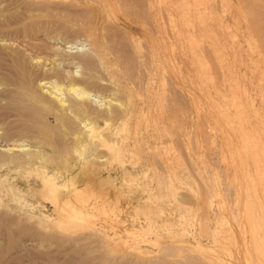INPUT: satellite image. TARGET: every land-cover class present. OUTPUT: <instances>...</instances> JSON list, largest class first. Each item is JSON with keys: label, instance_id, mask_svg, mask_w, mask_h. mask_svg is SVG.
I'll return each mask as SVG.
<instances>
[{"label": "bare ground", "instance_id": "obj_1", "mask_svg": "<svg viewBox=\"0 0 264 264\" xmlns=\"http://www.w3.org/2000/svg\"><path fill=\"white\" fill-rule=\"evenodd\" d=\"M189 8L184 0H0V17L15 14L0 27V168L8 166L0 170V236L67 239L85 249L87 264H240L242 254L264 264L263 150L243 126L236 93L206 90L207 19ZM205 102L221 107L226 138L241 139L224 158L248 157L254 170L230 200L210 179L213 193L201 202L220 203L205 214L210 240L174 243L176 210L194 196L190 145L197 167ZM228 201L234 218L247 216V226L236 219V263L217 252L212 228L234 224ZM156 244L165 252L153 253Z\"/></svg>", "mask_w": 264, "mask_h": 264}, {"label": "rangeland", "instance_id": "obj_2", "mask_svg": "<svg viewBox=\"0 0 264 264\" xmlns=\"http://www.w3.org/2000/svg\"><path fill=\"white\" fill-rule=\"evenodd\" d=\"M184 1L190 3L189 10L192 13L199 10L198 13L201 11L207 19L205 26H202L205 43L204 59L208 68L206 90L210 91L213 97L221 94L224 90L236 93L237 106L242 109L243 126L254 134L257 147L262 148L264 155V78H262V76L264 77V0H204V3L202 0ZM14 15V13H6L4 17H0V27L12 20ZM72 22L78 23V21ZM63 35L71 39L76 38V34L71 31L64 32ZM210 35L223 45L224 56L221 57L219 53L213 52V47L209 44L212 41ZM0 91H2L1 85ZM210 105H207L206 102L204 104L202 156L197 167L193 164L194 157H196V144L193 139L190 145L188 179L190 186L194 188V191L190 193L194 196H190L188 202L176 210V223L172 232L174 239L179 241L174 243L181 244L190 238L192 240L194 235L200 236L204 242L210 240L211 233L204 222L207 221L205 214L220 206L215 197L210 204L201 202L202 198L207 199L213 193V191L205 189L210 179L217 186L222 183L221 187L224 186L222 193L226 199H231L246 190L244 171L253 173L254 170L253 161L248 157L244 160L245 165L241 164L240 160H236L235 163L232 158H224L228 150L239 144L241 139L236 135L226 138L225 133L218 125L222 119V116L218 114L221 112V107L217 105H211V107ZM225 107L231 116L236 114L237 107L233 104H228ZM242 151L244 152V150ZM262 163L258 170L259 178H257L260 180L259 185L261 184L260 192L264 191V160ZM7 169L6 165L0 168L2 171ZM217 174L219 175L218 180L215 176ZM233 177L241 181L236 190L227 182V178ZM246 177L248 178V176ZM242 195L243 198L248 199L246 194ZM233 206V202L228 201L223 210L225 214L229 215L227 220L234 222L231 228L227 225L223 227L220 222L214 223L212 228L218 229V237L221 239L220 242H217V252L228 260L233 256L236 263L237 258H235L232 240L233 236L238 239L241 236L236 219H238L239 225L247 226V216L234 218L235 213L231 211ZM247 236L249 237V235ZM0 240V264H44L46 259L52 260L50 264H87L80 258V253L85 249L70 248L72 245L67 239H38L36 237L2 235ZM28 240H31L35 245L30 246L27 250H20L21 243ZM160 242L167 243L169 241L162 239ZM38 246L40 247L38 248ZM41 248L51 252V255H42ZM158 248L159 246L156 244L153 253L162 254L165 252L164 250L159 251ZM105 251H109V249ZM224 252L227 253L224 255ZM241 257L242 263L240 264H247L243 261L246 256L242 254Z\"/></svg>", "mask_w": 264, "mask_h": 264}]
</instances>
